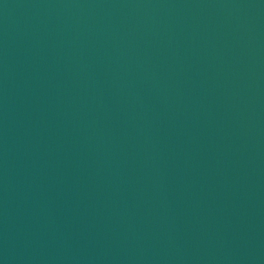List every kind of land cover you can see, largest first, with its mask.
I'll return each instance as SVG.
<instances>
[{"label":"water","instance_id":"obj_1","mask_svg":"<svg viewBox=\"0 0 264 264\" xmlns=\"http://www.w3.org/2000/svg\"><path fill=\"white\" fill-rule=\"evenodd\" d=\"M0 264H264V0H0Z\"/></svg>","mask_w":264,"mask_h":264}]
</instances>
